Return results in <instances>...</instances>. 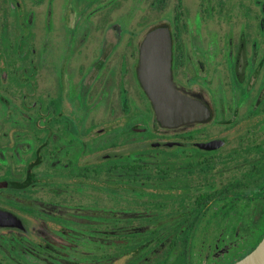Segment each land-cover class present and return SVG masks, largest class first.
<instances>
[{"label": "flooded vegetation", "instance_id": "flooded-vegetation-1", "mask_svg": "<svg viewBox=\"0 0 264 264\" xmlns=\"http://www.w3.org/2000/svg\"><path fill=\"white\" fill-rule=\"evenodd\" d=\"M156 29L179 126L138 76ZM263 234L264 0H0V264H233Z\"/></svg>", "mask_w": 264, "mask_h": 264}, {"label": "water", "instance_id": "water-1", "mask_svg": "<svg viewBox=\"0 0 264 264\" xmlns=\"http://www.w3.org/2000/svg\"><path fill=\"white\" fill-rule=\"evenodd\" d=\"M166 30L150 31L141 47V64L138 70L139 80L145 94L152 102L161 121L170 120L175 126L197 119L196 110L170 86V46ZM157 39H161L158 42ZM161 51L155 52V48ZM233 264H264V234L256 246L243 258Z\"/></svg>", "mask_w": 264, "mask_h": 264}, {"label": "trees", "instance_id": "trees-1", "mask_svg": "<svg viewBox=\"0 0 264 264\" xmlns=\"http://www.w3.org/2000/svg\"><path fill=\"white\" fill-rule=\"evenodd\" d=\"M257 241H259V238H258V240Z\"/></svg>", "mask_w": 264, "mask_h": 264}]
</instances>
